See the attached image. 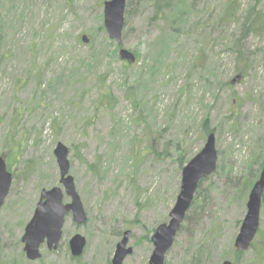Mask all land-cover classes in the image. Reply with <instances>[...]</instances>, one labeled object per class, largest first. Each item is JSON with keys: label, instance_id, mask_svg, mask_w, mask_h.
<instances>
[{"label": "rangeland", "instance_id": "374dc122", "mask_svg": "<svg viewBox=\"0 0 264 264\" xmlns=\"http://www.w3.org/2000/svg\"><path fill=\"white\" fill-rule=\"evenodd\" d=\"M108 1L0 0V157L13 175L0 211V264H111L127 231L133 254L124 264H148L183 169L206 143L204 123L217 130L232 112L241 114L239 131L232 123L215 131L224 169L200 184L165 264H191L198 253L201 264H254L255 247L264 244V201L253 248L242 254L235 240L247 213V185L264 155V35L244 43L249 77L233 90L249 98L234 107L232 91L217 88L209 75L221 82L236 76L224 44L235 42L240 27L221 22L229 0H194L190 26L179 37L153 20L154 0H127L122 46L105 30ZM254 5L264 12V0H243L240 18ZM92 35L93 45L81 42ZM121 49L137 63L122 61ZM199 53L208 59L203 71ZM59 143L69 148L88 221L78 226L69 215L60 248L51 253L44 246L41 260L31 262L21 239L41 191L64 190L54 155ZM76 234L87 246L74 261L68 245Z\"/></svg>", "mask_w": 264, "mask_h": 264}, {"label": "water", "instance_id": "95a60500", "mask_svg": "<svg viewBox=\"0 0 264 264\" xmlns=\"http://www.w3.org/2000/svg\"><path fill=\"white\" fill-rule=\"evenodd\" d=\"M127 0H111L104 4V26L111 41L119 46L123 44V30L125 25V10ZM87 45L90 40L83 37ZM119 56L122 61L136 62V57L131 52L121 49ZM241 76L233 79V84L239 83ZM69 148L59 143L54 151L60 171L61 188L42 190L39 202L31 221L26 225L21 239L24 244V253L31 262L41 259V247L46 244L49 251L58 250L63 239V230L66 218L72 215L73 221L78 226L87 223L88 218L84 205L78 194L74 178L70 175ZM218 168V152L216 149V136L207 137L203 150L184 167L182 172L180 193L176 204L171 211L168 224L158 227L152 237L154 245L153 254L149 264H165L168 252L174 246L187 214L191 209L195 195L200 184L216 173ZM13 183V175L8 170L4 157H0V211L4 207ZM65 196L71 203L64 204ZM264 196V166L259 180L253 186L248 202L247 213L242 222L240 232L235 240V248L240 252L251 249L260 228V214ZM131 232L124 233L123 239L116 246L112 264H124L132 255L133 250L128 247ZM70 250L74 258L83 256L87 240L82 235H75L70 240ZM223 264H232L229 261Z\"/></svg>", "mask_w": 264, "mask_h": 264}, {"label": "trees", "instance_id": "16d2710c", "mask_svg": "<svg viewBox=\"0 0 264 264\" xmlns=\"http://www.w3.org/2000/svg\"><path fill=\"white\" fill-rule=\"evenodd\" d=\"M103 2L105 0H102ZM242 1L243 0H229L226 6L225 11L223 12L221 22L226 27H232V26H239L240 27V36L235 40L233 43H225L224 47L225 51L230 53L234 58L235 63V74L237 76H241V81L239 83L243 84L245 80L249 77V70H250V58L246 54L244 43L248 41V38L253 35L256 37H261L264 35V12L262 10H257V6H250L244 13L243 16L240 18V14L242 13ZM188 4L187 8H183L182 5ZM102 3L100 4V6ZM195 9V2L194 0H191L190 2L185 0H154L153 4V10H154V16L153 20L161 21L166 26V30L170 33V36L172 37H179L180 34L187 29L190 25L188 24V20L190 18V15L193 13ZM83 37L81 38V42H83ZM88 39L90 40L91 44L93 45V35L92 38L88 36ZM84 43V42H83ZM93 50L94 46H91ZM201 52H205V47L201 49ZM209 54V52H208ZM203 56V55H202ZM199 53L198 60L203 64L202 68L200 69L203 71L205 68L203 67L205 65V62L208 60H204ZM93 61V60H92ZM96 61V60H95ZM137 63V62H136ZM135 63V64H136ZM134 63H129L128 66L133 65ZM196 70L199 68L198 65H196ZM214 77L216 87L219 88L221 86L222 89L228 88L232 91V97L236 98L233 100V106H239L241 107L242 104H244L249 96H246V98L239 97L240 95L233 90V79L227 80V81H220L219 76L215 75L213 76L210 72L209 74ZM209 76V78H210ZM204 78V77H203ZM209 78L207 80H203L205 85H207L208 88L212 87L211 82L209 81ZM220 89V88H219ZM134 106H136V101L134 100L132 103ZM240 115L239 113L232 112L230 115L231 117L225 118L220 127L217 128V130L221 129L223 125L232 123L230 125L231 130L234 132L239 131V122H240ZM204 131L203 136L208 137L210 134H215L217 130L211 129L209 124L207 122L204 123ZM261 163L260 168L257 173V178L251 182L248 183L247 189L253 188L256 183L259 180L260 172H262L263 166H264V155L261 157ZM11 164L8 165V169L10 170ZM224 167L221 165L218 167L217 170H223ZM200 187V186H199ZM264 201V196H263ZM264 233L259 232V236H263ZM258 236V235H257ZM254 245H252L251 248H253ZM256 249V259L254 264H264V244L263 246L255 247ZM240 253V252H239ZM243 254V252H241ZM203 260V255L201 256L200 253L197 254L195 259L192 261L191 264H201ZM1 263V262H0Z\"/></svg>", "mask_w": 264, "mask_h": 264}, {"label": "flooded vegetation", "instance_id": "af4514ba", "mask_svg": "<svg viewBox=\"0 0 264 264\" xmlns=\"http://www.w3.org/2000/svg\"><path fill=\"white\" fill-rule=\"evenodd\" d=\"M9 170V169H8ZM9 172H11L10 170H9ZM73 219V218H72ZM74 222V221H73ZM85 225V224H84ZM26 228V227H25ZM77 235V234H76ZM63 236H64V234H63ZM75 236V235H74ZM124 236V235H123ZM130 237H131V235H130ZM72 239V238H71ZM123 239V238H122ZM63 240V239H62ZM62 242V241H61ZM151 242H152V239H151ZM69 243H70V241H69ZM61 245V244H60ZM118 245V244H117ZM46 247L47 248V245L46 244H44L42 247ZM42 247H41V249H42ZM128 247H129V245H128ZM59 248H60V246H59ZM58 248V249H59ZM68 248H69V251H70V254H71V258H72V260H74V261H76V260H79L80 258H82V257H80V258H74L73 256H72V253H71V250H70V245H68ZM130 248V247H129ZM86 249V248H85ZM132 249V248H131ZM47 250H48V248H47ZM133 250V249H132ZM23 251H24V248H23ZM49 251V250H48ZM57 251V250H56ZM56 251H49V252H51V253H53V252H56ZM84 253H85V251H84ZM133 254V253H132ZM84 255V254H83ZM26 256V255H25ZM41 256H42V254H41ZM131 256V255H130ZM129 256V257H130ZM42 258V257H41ZM39 260H41V259H39ZM38 260V261H39ZM113 260V259H112ZM112 260H111V264H112ZM36 262V261H35ZM149 264V263H148Z\"/></svg>", "mask_w": 264, "mask_h": 264}]
</instances>
